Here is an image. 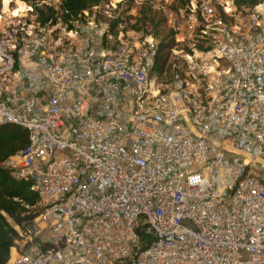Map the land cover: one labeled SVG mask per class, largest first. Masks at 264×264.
<instances>
[{
  "label": "built area",
  "instance_id": "2783aa9c",
  "mask_svg": "<svg viewBox=\"0 0 264 264\" xmlns=\"http://www.w3.org/2000/svg\"><path fill=\"white\" fill-rule=\"evenodd\" d=\"M123 2L0 9V124L28 134L1 164L43 205L6 264H264V1L151 0L169 71Z\"/></svg>",
  "mask_w": 264,
  "mask_h": 264
},
{
  "label": "trees",
  "instance_id": "16d2710c",
  "mask_svg": "<svg viewBox=\"0 0 264 264\" xmlns=\"http://www.w3.org/2000/svg\"><path fill=\"white\" fill-rule=\"evenodd\" d=\"M20 6L23 2L30 5L40 22L53 20L57 15L65 23L79 17L85 9L99 5L104 0H60L57 7L40 8L43 0H11ZM185 5L189 0H180ZM264 0H231V13L225 20L235 21L243 19L249 11ZM124 5L129 13L131 28L134 31L143 30L144 33L160 37L159 46L155 56L154 69L165 66L170 70L168 49L171 46V32L165 27V17L159 10L151 7V0H144L139 5H134L133 0H124ZM7 7V1L0 0V9ZM25 6V5H24ZM28 144V134L24 127L15 123L0 124V264H6L10 257L11 248L19 238V230L24 225L31 223L42 211L43 205L37 193L31 189V180L15 178L10 169L1 163L9 156L21 151ZM147 225H142L139 230L140 237L148 240L150 233H146Z\"/></svg>",
  "mask_w": 264,
  "mask_h": 264
},
{
  "label": "rangeland",
  "instance_id": "374dc122",
  "mask_svg": "<svg viewBox=\"0 0 264 264\" xmlns=\"http://www.w3.org/2000/svg\"><path fill=\"white\" fill-rule=\"evenodd\" d=\"M4 1H7V5L9 6V8H19L20 10H24L22 12V14H25V18H21V20H26V19H31L32 18L31 12H29L30 10L27 8V6L29 7L30 5H28L27 3H25L26 6H24V4H23V6H22L23 8H20L21 6L18 4L17 1L13 2L12 4H11V0H3V2ZM116 1H118V0H104L99 5L92 7L91 10L94 9V11L98 13V15H102L103 18H106L107 17V13L105 11H110L111 9H113V7L111 6L110 3L111 2L116 3ZM167 1L169 3V4L167 3L168 6L171 7V8H174L175 6L176 7L182 6L180 0H167ZM58 2H59V0H49V1H47V5L46 4H41L42 6H40V8L43 9L45 6L46 7H48V6L57 7ZM115 5H117V4H115ZM25 11H28V12H25ZM134 12H135V9H132V11L128 12V14L129 13L133 14ZM128 14H126V15H128ZM134 38H137V36H134ZM172 61L174 63H178V58H177L176 54L172 58ZM32 225H33V223H28V224L24 225V228L25 227H32ZM43 237H44V233L41 235V238H43ZM14 246H15L17 251L22 250V242H21V238L20 237L15 241Z\"/></svg>",
  "mask_w": 264,
  "mask_h": 264
},
{
  "label": "crops",
  "instance_id": "0c3cea01",
  "mask_svg": "<svg viewBox=\"0 0 264 264\" xmlns=\"http://www.w3.org/2000/svg\"><path fill=\"white\" fill-rule=\"evenodd\" d=\"M158 1H160V2L163 3V4H166L167 6H168V4H169L167 0H158ZM167 3H168V4H167ZM133 4H134V3H133ZM134 5L137 6L138 4H134ZM11 252H12V251H11ZM11 252H10V253H11Z\"/></svg>",
  "mask_w": 264,
  "mask_h": 264
},
{
  "label": "bare ground",
  "instance_id": "6f19581e",
  "mask_svg": "<svg viewBox=\"0 0 264 264\" xmlns=\"http://www.w3.org/2000/svg\"><path fill=\"white\" fill-rule=\"evenodd\" d=\"M7 7H5L4 9H6ZM20 8H23L22 6Z\"/></svg>",
  "mask_w": 264,
  "mask_h": 264
}]
</instances>
